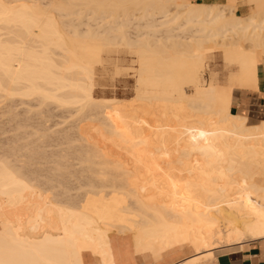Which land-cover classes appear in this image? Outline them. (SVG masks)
<instances>
[{"label": "bare ground", "instance_id": "1", "mask_svg": "<svg viewBox=\"0 0 264 264\" xmlns=\"http://www.w3.org/2000/svg\"><path fill=\"white\" fill-rule=\"evenodd\" d=\"M39 1L0 0V99L78 107V120L91 114L98 122L105 114V134L83 136L84 141L120 144L134 165L128 168L108 150L89 153L86 159L99 157L106 167L94 170L97 182L86 186L80 200L81 194L60 203L47 195L52 189L43 191L26 171L0 159V264H83L86 251L109 262L113 255L105 250L114 231H134L137 251L151 252L156 261L177 249L197 252L179 264L211 259L216 246L264 239V121L252 126L232 111L233 85L258 91L257 68L264 62V17H258L264 14V0H228L230 12L188 0H48L51 9ZM240 2L252 5L254 13L236 15ZM77 7L101 20L112 17V27L105 36L82 32L80 24L64 23L54 13L70 16ZM134 9L141 10L153 35L178 34L152 40L150 32L129 40L122 28L129 18L118 21L134 15ZM212 44L223 50L227 66L238 67L229 89H222L213 73L205 80ZM121 46L138 63L135 101L143 115L162 109L156 126L147 116L149 122L141 121L152 125L150 134L126 126L131 117H145L135 119L138 109L95 97L97 67H105L106 55L119 53L113 49Z\"/></svg>", "mask_w": 264, "mask_h": 264}, {"label": "rangeland", "instance_id": "2", "mask_svg": "<svg viewBox=\"0 0 264 264\" xmlns=\"http://www.w3.org/2000/svg\"><path fill=\"white\" fill-rule=\"evenodd\" d=\"M124 1L125 3H128L130 0L127 1L123 0V2ZM188 1L193 4H206V5L217 4L222 8H224L225 5L231 6V3H229L228 0H188ZM39 3L43 5L42 6L40 4L43 7V9H51L50 7L51 5L49 4L50 2L48 0L47 1L40 0ZM48 5L49 7L47 8ZM228 6L227 8L225 6V8L228 10L233 9V7L228 8ZM80 8L82 7H77L74 10L71 9L72 11L69 10L70 16L67 13L66 14L61 12L58 13L57 11L54 13L55 15H58L56 17H58L59 20L64 23L69 24V22H73L74 24L77 23L80 24L79 30L80 31L82 30V32H87V31L94 32L95 30V33L98 34L101 33V36L102 34L103 36H105L106 34L104 31L110 28L109 27L110 25L111 27L113 25L112 17L107 18L105 20L103 19L101 20V18L97 17V15L99 14L83 13L80 10ZM235 10H236L235 11L236 15L240 17H249L254 13V10L252 9V5L248 6L247 4H243V3H239V7ZM73 11L76 12L75 13L76 15L74 14L75 16H73V14L71 13ZM141 13H142L141 10L134 9V15H131L130 17H126V19H123L125 17H122L121 20L119 18L118 23H122V20L124 22L125 20H127V18H129L130 20L129 21L130 24L129 22H127L129 25L126 23V25L122 27V28L125 27L123 30H125L124 32H126V37L129 40L133 41L134 39V41H136L139 39V36H140L139 40H141L142 38L148 36V34L151 32V30L146 27L147 22L140 17ZM77 14L80 15L79 18L77 17ZM83 14L86 15L84 16ZM263 17L264 14L258 17V21H260ZM86 23L88 25H86ZM89 25L90 26L92 25V27H88ZM111 33L116 35L119 34L116 32L114 33V31ZM150 34H151V39L155 40L156 38L162 39L163 36L176 35L178 34V32H173L171 34H165V35L161 33L153 35L152 32ZM182 35L185 36L186 34H182ZM189 35L191 34H188V36ZM119 39L121 40V38ZM212 47L213 48H211L210 51L208 52L209 54L208 56H210L209 57L210 62H209V69L205 73V80L208 83L211 79V73H213L214 75L217 76L216 77V79L218 80L217 84L222 86L221 87L222 89L229 86L227 87L229 89L231 87L229 85L230 84L229 80L231 79L232 76H234L237 73L238 67L235 65L227 66L226 62L223 59V53H222L223 50L218 45L217 47H215V45L212 44ZM245 47L248 48V45L245 44ZM115 50H118L119 53L116 54L114 53L112 54V56L106 55L105 67L103 66L97 67L96 82H95V97L100 102H104V100L109 99V100H114L115 102H120L124 105H127L128 107L132 105V107H129L130 109L132 108L131 111L132 110L134 111L135 110L134 108L138 109L137 111L135 110L136 114L134 115L135 117L137 115V117L136 118L134 116L133 117L136 120L137 118L140 119L145 116L143 114H145L146 112H143L139 102L137 100L135 101L136 73H137L138 63L136 62L135 56L130 54V50L127 47L121 46L119 48L113 49V51ZM184 87L188 94H192L193 88L191 86L186 85ZM227 88L226 90H228ZM235 89H240L244 92H248L247 90H243L233 85V89H232L233 95ZM38 100L39 99H34V98L24 99L23 97L21 98L13 97L10 98L9 100L8 99L5 100L4 98L0 99V159L3 161L8 160L9 163L11 162L12 165L16 166V169L19 168L21 170L20 172L22 173L26 171L25 172L26 178H28L27 177L28 174L30 179L33 180L36 179V182H38L39 187L43 191H48L47 189H49L50 191L52 189L51 192L53 194L51 196L47 193L49 197H54L60 203L62 202L69 203L74 201V199L76 201L78 198H79L78 200H80V197L85 194V190L87 189L86 186L92 182L93 183L97 182V179H95L94 177V170L96 169L99 170V168L101 167L104 168L106 167V165H103L101 158L99 157L93 158L92 156L90 159L89 158L86 159L89 156L88 155L89 153H94V154L98 153L99 155H101L108 150L109 152H113L112 154H114L117 157L121 156L120 158L125 163V165L126 163H128L127 165L129 166L128 168L130 169L133 168L131 166L134 165V157L129 155L126 150H123L121 148L123 147L122 145L120 144L113 145L110 143L108 144L104 143L102 144V146H98L96 144L88 142L87 140L84 141L85 138L87 137H91L92 139L95 138L100 139L102 135L105 134L106 132L105 130H108L107 115H106L107 118L104 116L105 114L103 115L105 117L103 120H102L103 116L102 117L98 116L100 117L101 121L97 119L98 122H96L95 120L93 122V120L89 118V115L91 114L87 113L86 111L84 116L89 114L87 116L88 118L85 117L86 119L83 118L78 120L77 115L78 116L81 115V114H76L78 112L77 111L78 107L75 108V107L67 106L65 108L57 103L54 104L52 102L51 103L47 102V104H49L47 105L46 103H42L40 100H39L40 102H38ZM139 108L142 111H140ZM157 109H159L161 113ZM241 110L242 109H240L239 112L237 113L234 112L233 113L247 117L249 125L252 126L259 125L262 124V122L264 121V111L259 119L249 120L248 114L244 113ZM10 111L11 113H9ZM157 111L160 113L159 115ZM150 112L147 113L150 116L148 115L146 116L148 117V119H150L149 120L150 123L154 126L157 123V122L155 123L156 118L157 117L159 118L160 116L159 119H161L162 109L157 107L156 109H154V111L150 110ZM139 113L142 114L140 115ZM155 113L157 114V116L155 115L156 117L154 116ZM138 115L140 117H138ZM151 115L154 116L155 118H152ZM146 116L142 118V120L141 119L139 120L140 124L137 123L138 125L136 124V122L139 121H135L131 117L132 119L129 118L128 121L126 120V124L129 125L126 126L133 133H134V128L142 129L143 127V129L145 128L147 130L146 131L144 129V132L146 134L147 132H149L148 134H150L152 133V130H150L152 128L151 127L152 125L146 126L144 123H143L144 125H141L143 119L144 122L146 121L145 120V118L147 119ZM148 119L146 122H149ZM39 131L41 134L39 133ZM42 134H43V139L41 138ZM44 134H46L47 136L45 137ZM83 136H85V138H83ZM116 141L120 143L122 142L120 138H116ZM84 159L87 162H85ZM168 159L166 160L167 161L174 160L172 158H170L169 160ZM148 163L150 162L144 163L146 167L152 166V164L149 165ZM144 164H140L139 167L145 170L146 167ZM164 165L165 164H163V166ZM79 194L81 195L79 196ZM23 211L22 212L25 213L26 210ZM216 247L217 248L215 251H220L225 249L227 246L223 245L222 247L221 246H216ZM186 249L190 253L195 252L191 247H188ZM203 261L205 262L206 258L205 259L201 258L198 262L199 264H204Z\"/></svg>", "mask_w": 264, "mask_h": 264}, {"label": "crops", "instance_id": "3", "mask_svg": "<svg viewBox=\"0 0 264 264\" xmlns=\"http://www.w3.org/2000/svg\"><path fill=\"white\" fill-rule=\"evenodd\" d=\"M257 84L258 91L244 92L240 89L234 90L232 106L234 113L242 109L241 111L248 114L249 120H256L262 116L264 111V62L260 63L257 68ZM114 232L109 234L108 248L106 247L107 251L105 250L106 253L108 252L107 256L113 255V261L112 257L109 258V262L111 261L109 263L107 262L108 257H106L107 259L103 258V256L101 258L99 254L86 251L82 255L83 264H103V261L106 264H179L198 255L196 252L190 253L184 248L165 252L156 261L157 257L155 258L151 252L137 251L134 231L121 232L122 234L118 232L121 235L116 231ZM137 252L139 254H136ZM208 258H206L208 259V262L205 261L206 264H264V239L227 246L223 250L215 251L214 257H211L212 260L210 257Z\"/></svg>", "mask_w": 264, "mask_h": 264}]
</instances>
